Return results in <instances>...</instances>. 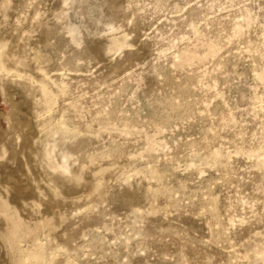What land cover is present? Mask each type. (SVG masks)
I'll use <instances>...</instances> for the list:
<instances>
[{
    "label": "rangeland",
    "instance_id": "obj_1",
    "mask_svg": "<svg viewBox=\"0 0 264 264\" xmlns=\"http://www.w3.org/2000/svg\"><path fill=\"white\" fill-rule=\"evenodd\" d=\"M0 264H264V0H0Z\"/></svg>",
    "mask_w": 264,
    "mask_h": 264
}]
</instances>
